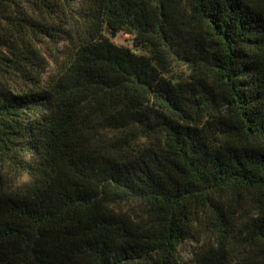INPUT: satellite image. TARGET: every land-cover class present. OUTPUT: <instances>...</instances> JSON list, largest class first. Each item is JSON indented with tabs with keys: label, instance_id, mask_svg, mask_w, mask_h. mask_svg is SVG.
<instances>
[{
	"label": "trees",
	"instance_id": "1",
	"mask_svg": "<svg viewBox=\"0 0 264 264\" xmlns=\"http://www.w3.org/2000/svg\"><path fill=\"white\" fill-rule=\"evenodd\" d=\"M0 264H264V0H0Z\"/></svg>",
	"mask_w": 264,
	"mask_h": 264
},
{
	"label": "rangeland",
	"instance_id": "2",
	"mask_svg": "<svg viewBox=\"0 0 264 264\" xmlns=\"http://www.w3.org/2000/svg\"><path fill=\"white\" fill-rule=\"evenodd\" d=\"M112 41L118 45L130 46V39L129 36L126 34H117L114 38H112ZM193 245L192 241H187L185 244H183V248L181 249L182 258L188 257L190 253V247Z\"/></svg>",
	"mask_w": 264,
	"mask_h": 264
}]
</instances>
